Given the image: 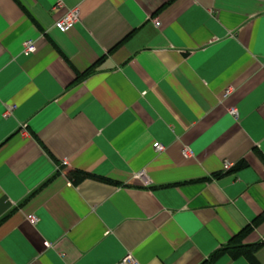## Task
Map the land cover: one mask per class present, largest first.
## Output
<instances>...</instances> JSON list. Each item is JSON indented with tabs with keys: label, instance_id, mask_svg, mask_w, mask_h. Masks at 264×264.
I'll return each instance as SVG.
<instances>
[{
	"label": "crops",
	"instance_id": "crops-1",
	"mask_svg": "<svg viewBox=\"0 0 264 264\" xmlns=\"http://www.w3.org/2000/svg\"><path fill=\"white\" fill-rule=\"evenodd\" d=\"M263 212L264 0H0V264H264Z\"/></svg>",
	"mask_w": 264,
	"mask_h": 264
},
{
	"label": "built area",
	"instance_id": "built-area-1",
	"mask_svg": "<svg viewBox=\"0 0 264 264\" xmlns=\"http://www.w3.org/2000/svg\"><path fill=\"white\" fill-rule=\"evenodd\" d=\"M78 19H79L78 8H71V9L67 10L61 17H59L54 22V27L57 28L58 30H60L61 32H66L67 30H69L70 28L73 27V25L75 24V22L78 21ZM155 23L159 24V21L155 20ZM35 49H36L35 41L28 40L25 42L22 53L25 55H28V54L34 52ZM13 108H14V106H9L6 109V111L4 112V116L8 115ZM230 111L234 115H236V113H237L236 109H234V108H231ZM153 146H154L155 150H157V151H162L164 148L161 144H159V142H155L153 144ZM184 154L190 155L191 151L187 148L184 151ZM62 163L66 164L67 162H66V160H63ZM231 166H232L231 162H225L224 163V169H228ZM27 219L33 224H35L38 220V218L32 214L28 215ZM118 264H137V261L131 254H127L126 256H124V258Z\"/></svg>",
	"mask_w": 264,
	"mask_h": 264
},
{
	"label": "trees",
	"instance_id": "trees-1",
	"mask_svg": "<svg viewBox=\"0 0 264 264\" xmlns=\"http://www.w3.org/2000/svg\"><path fill=\"white\" fill-rule=\"evenodd\" d=\"M70 174H79L81 176L88 175V173L81 171L79 169L72 170ZM263 217H264V212L256 219V221L262 219ZM248 229L249 228H245L244 230H242V232L235 235L231 239V241L223 247V250H231V251L234 250L238 252H243L247 255L248 259L251 261L252 264H256L255 261L253 260L252 253L258 247V244L244 245L240 243L241 237L248 232ZM203 264H208V263L206 261Z\"/></svg>",
	"mask_w": 264,
	"mask_h": 264
}]
</instances>
